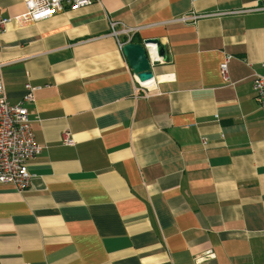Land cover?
<instances>
[{"label": "crops", "instance_id": "obj_1", "mask_svg": "<svg viewBox=\"0 0 264 264\" xmlns=\"http://www.w3.org/2000/svg\"><path fill=\"white\" fill-rule=\"evenodd\" d=\"M263 4L94 0L30 22L0 0L3 93L34 88L41 148L26 190L0 184V264H264V11L173 21ZM109 21L157 40L156 93L134 96Z\"/></svg>", "mask_w": 264, "mask_h": 264}, {"label": "built area", "instance_id": "obj_2", "mask_svg": "<svg viewBox=\"0 0 264 264\" xmlns=\"http://www.w3.org/2000/svg\"><path fill=\"white\" fill-rule=\"evenodd\" d=\"M92 1L94 0H23L25 13L22 19L30 22H38L48 19L53 14L64 10L74 11L84 8ZM190 1L194 2L196 0ZM257 11H264V4L253 8L233 10L224 13H191L175 18L173 21L190 23L200 18L221 17L223 15H236L244 12ZM5 25L6 21L0 18V36L5 32ZM138 29L137 27L129 28L117 22L109 21L107 35L115 39L116 46L121 52L122 46L132 43L133 36ZM140 45L144 49L149 67L161 61V57L157 55L155 44L146 43L144 40ZM226 61L227 58L219 66V72L224 81H227L225 76ZM3 66L4 64L0 62V70ZM132 81L134 83V96L147 98L151 94L156 93V80L154 78L151 77L147 81L139 82L136 75L132 73ZM33 90L34 88L25 84L21 100L15 104H11L4 96L0 78V184L11 185L17 192L24 191L29 187L31 176L27 172L26 166L41 150L34 142L27 110L24 107L25 104L32 102ZM251 90L259 108L264 112V76L252 75ZM60 143L65 146L72 144L67 132L61 134ZM211 258H213L212 253L205 252L197 261Z\"/></svg>", "mask_w": 264, "mask_h": 264}, {"label": "water", "instance_id": "obj_3", "mask_svg": "<svg viewBox=\"0 0 264 264\" xmlns=\"http://www.w3.org/2000/svg\"><path fill=\"white\" fill-rule=\"evenodd\" d=\"M145 42L155 44L157 55L159 57L160 55L162 56L161 50L158 48L157 40L149 39L145 40ZM121 53L128 68L134 75H136L139 82L147 81L152 77L144 49L141 45L136 43L125 44L121 48Z\"/></svg>", "mask_w": 264, "mask_h": 264}]
</instances>
